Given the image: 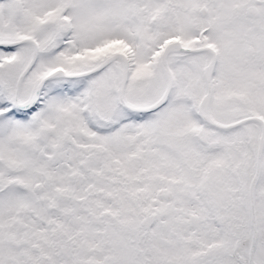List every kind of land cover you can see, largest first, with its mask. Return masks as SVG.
Returning <instances> with one entry per match:
<instances>
[{"label":"snow or ice","instance_id":"obj_1","mask_svg":"<svg viewBox=\"0 0 264 264\" xmlns=\"http://www.w3.org/2000/svg\"><path fill=\"white\" fill-rule=\"evenodd\" d=\"M0 264H264V0H0Z\"/></svg>","mask_w":264,"mask_h":264}]
</instances>
